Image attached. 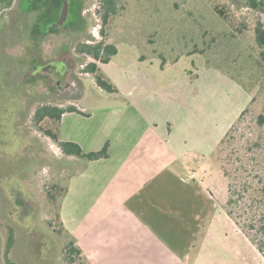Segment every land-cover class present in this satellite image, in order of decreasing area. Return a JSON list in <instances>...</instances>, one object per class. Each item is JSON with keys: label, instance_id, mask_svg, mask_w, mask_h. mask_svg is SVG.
<instances>
[{"label": "rangeland", "instance_id": "rangeland-1", "mask_svg": "<svg viewBox=\"0 0 264 264\" xmlns=\"http://www.w3.org/2000/svg\"><path fill=\"white\" fill-rule=\"evenodd\" d=\"M213 3L227 19L215 11ZM103 11L99 0H86L85 14L90 18L91 31H48L35 42L28 40L27 35L21 36L24 25L32 21L31 14L23 16L16 29L15 10L0 14V43L6 40L5 50L0 44V264H70L64 258L70 236L66 231H58L48 191H53L56 202L61 203L69 177L81 170L82 164L78 158L63 154L55 142L34 126L35 108L41 103L59 101L62 107L74 105L92 111L119 104L125 98L134 102L135 107H158L161 111H153V118L159 119L164 108L163 114L174 121L190 116L201 125L198 134L202 151L187 152L183 158H171L169 163L175 172L173 186L182 195L188 194V204L180 208V221L172 220L171 235L166 241L180 264H264V257L217 202L224 198L226 180L211 150L245 106L248 94H255L256 101L236 131L235 146H243L244 151L264 131V123L257 122L260 113H264V86L260 88L261 83L264 85V66L254 38L256 24L264 27V12L249 8L246 0H122L117 14L103 25ZM39 25L44 29V24ZM98 43L113 44L117 49L103 69L118 86V93L105 92L91 74L85 73V64L94 59L79 51V47ZM67 50L81 81L59 95L79 101L71 104L53 98L47 85H40L43 94L31 96L27 109L16 120L19 100L24 96V77L15 70L11 75L16 78L4 82L1 57L6 55L11 65L27 69L34 60L37 68L31 73L27 69L22 72L43 78L53 68H64L58 55ZM97 63L100 65V61ZM54 83H59V79ZM25 89L30 91L29 85ZM103 111L91 117L67 116L73 121H66L65 138H82L85 132L92 133L98 141L112 137L103 125L108 120L114 122L117 114L109 117L105 115L108 110ZM177 130L184 134L180 127ZM149 132L147 126L135 120V149L148 142L145 139ZM239 156L243 162L251 159L240 152ZM261 157L264 161V154ZM138 160L144 163L148 159L141 156ZM119 167V159H113L100 163L96 171L113 173L116 178L114 172ZM251 169L252 165H247V170ZM258 172L264 179V164ZM96 179L101 181L99 176ZM108 181L113 185L105 186L96 196L108 204L96 216L90 213L92 207L84 205L90 196L84 178L76 181L79 196L66 217L69 229L77 236L115 209L119 194L129 187L124 181L125 188H118L122 179L109 180L106 176L105 183ZM108 261L106 264H111ZM171 264L178 263L172 260Z\"/></svg>", "mask_w": 264, "mask_h": 264}, {"label": "crops", "instance_id": "crops-1", "mask_svg": "<svg viewBox=\"0 0 264 264\" xmlns=\"http://www.w3.org/2000/svg\"><path fill=\"white\" fill-rule=\"evenodd\" d=\"M109 61L100 63L101 68L109 64ZM108 77L114 82L110 76ZM198 78L199 76L194 81L195 83L193 82L195 86L198 84ZM41 92L40 94L36 92L34 96L41 95ZM192 97L196 99V95ZM249 100L250 94L247 96L245 106ZM77 109L80 112L65 111L61 114L60 139L76 142L84 151L98 150L105 142H108L109 156L93 161H84L72 156L81 161L82 168L69 177L67 190L60 203L59 215L65 231L75 239L89 264H106V260H110L108 262L111 264H171L172 260H176V263L180 264V259L166 241L171 235L172 220L180 221L182 215L180 208L183 204H188V194H184L187 197H183L179 189L173 186L175 172L169 163L171 158H183L187 152L202 151V138L200 139L201 136L198 134V130L201 129L199 120L196 117L184 116L180 121H174L163 114L164 108H162V116L156 119L153 118L152 112H160L158 107L153 105L135 107V103L128 101L127 98L119 104L93 108L92 111L90 109L85 111L84 108L79 107ZM25 110L22 111L25 112ZM103 110H108L105 115L109 117L117 114L114 122L108 120L103 125L114 137H103L98 141L92 133L85 132L82 138H65L66 121L67 124L73 121L71 117L66 119L67 116L76 114L91 117L96 112H104ZM22 114H17L16 120ZM135 120H139L144 127L147 126L150 130L149 136L145 139L148 142L137 145V149H135ZM232 123L233 121L228 128ZM178 127L184 134H179ZM220 139L214 142L211 150H214ZM157 146L159 149H155ZM141 156L148 160L143 163L138 160ZM113 159H119L120 165L114 172L116 178L113 173L96 171L100 163L110 162ZM96 176H99L101 181L97 180ZM106 176L109 180L111 177L122 179L123 182L119 183L121 184L119 189L125 188L124 184L127 182L129 187L119 194V202L115 209L103 214V217L96 221L97 224L84 231L82 236H77L69 229L66 217L74 203L73 200L79 196V186L76 181L78 178H84L85 187L90 192V196L84 200V205L92 207L90 213L96 216L97 211L100 209L102 211V207L108 204L106 201L102 202L101 199H97L96 196L105 186L113 185L109 183L110 181L105 183ZM194 183L200 188L198 182ZM1 191L0 188V193ZM173 202L176 207H173ZM234 226H236L235 223Z\"/></svg>", "mask_w": 264, "mask_h": 264}, {"label": "trees", "instance_id": "trees-1", "mask_svg": "<svg viewBox=\"0 0 264 264\" xmlns=\"http://www.w3.org/2000/svg\"><path fill=\"white\" fill-rule=\"evenodd\" d=\"M122 0H99L103 8L102 24L106 25L110 17L117 14V8ZM247 6L257 11L264 12V0H246ZM59 0H28V13L31 11L32 21L27 24L28 40L35 42L39 34V23L41 20L50 22L57 16V10H53V3ZM122 6V5H121ZM42 7V8H41ZM215 11L222 15V10L216 3H213ZM104 29H102V32ZM254 38L261 49L260 63L264 66V27L257 23L254 28ZM3 47V45L1 46ZM79 51L90 54L94 61L85 64L84 70L89 72L95 84L107 93H118L119 90L115 83L103 71L97 63H107L111 56L116 54L117 49L113 44L102 46V43L96 45H81ZM16 70V66L11 65V72ZM13 75H10L9 80ZM33 85V84H32ZM35 86V84H34ZM264 86L260 84V88ZM259 91V90H258ZM258 93V92H257ZM30 96L28 97L29 100ZM256 101V95L250 97L247 105L241 110L236 119L230 125L228 130L215 146L213 153L215 159L221 165L222 176L225 182V195L223 200H217L225 213L233 220L237 228L245 235V237L253 244L256 250L264 257V179L258 172L264 161L261 155L264 154V131L257 136L252 145H247L243 150L235 146L234 141L237 140L236 131L239 125L244 121L245 115L250 110V106ZM65 111L80 112L74 105L66 107L49 102L39 104L33 114L34 126L48 136L60 148L65 155L76 156L84 161H93L105 159L109 156L108 142L93 151H84L81 146L73 141H64L60 139V120L61 114ZM257 122L264 123V113H260ZM252 151V153L250 152ZM239 152L245 156H250V160L243 162L239 156ZM247 165H252L251 170H247ZM64 189L63 196L66 192ZM48 198L55 209V221L59 228L58 231H65L59 215L60 203L56 202L53 191H48ZM70 236V235H69ZM64 258L70 264H89L87 258L83 255L80 247L75 239L70 236L68 243L64 248Z\"/></svg>", "mask_w": 264, "mask_h": 264}, {"label": "flooded vegetation", "instance_id": "flooded-vegetation-1", "mask_svg": "<svg viewBox=\"0 0 264 264\" xmlns=\"http://www.w3.org/2000/svg\"><path fill=\"white\" fill-rule=\"evenodd\" d=\"M26 0H0V14L5 12L6 10H15V29L18 27L17 24L21 25V18L25 16L26 14H34L33 12L27 11L28 6L25 4ZM68 2V12H69V19L64 21L62 25L59 26H53L58 17H59V12L60 8L62 6V1L59 0V2H56L55 4L53 3V10H57V16L55 19H52L50 22H44L41 20V23L44 24V29L39 27V34L37 35L36 40L40 37H42L46 32L48 31H58L60 29L68 30V32L72 33H88L91 31V26H90V18L87 14H85V2L86 0H67ZM42 8V7H41ZM50 26L48 29L46 27ZM40 26V25H39ZM44 30V32H43ZM22 37L26 36L28 37V26L27 24L24 25V28H22ZM2 50H5L6 48V40L2 41L1 43ZM69 48V46H68ZM58 58L63 62L64 68H60L55 70L54 68L51 69L50 74H45V77L39 78L38 74H28L35 70L37 68V65L35 64L34 60L30 64L29 69L24 66H16V70L19 71L20 75L23 74L22 77H24V80L22 81V87L24 90V96L20 98L19 100V108L16 113L21 114L23 113L22 110H25L26 105H27V100L28 96H34L35 93L40 94L39 91V86L46 84L47 87L50 89V91L53 93V98H62V95L60 96V93L65 92L66 90L70 89L71 87H76L79 81H81V77L77 76L75 73V65L74 61L72 59V56L70 55V50L65 51L58 55ZM94 59V58H93ZM1 61L3 62V73L4 77L2 80L6 79V81L9 80L10 75H11V63H10V58L6 57L4 55L1 57ZM101 63V62H100ZM20 68V70H19ZM23 69H27L28 72L23 73ZM86 75H90L89 72L85 71ZM19 75V76H20ZM26 76V77H25ZM21 77V76H20ZM59 79V83H54L55 80ZM5 82V80H4ZM66 82V83H65ZM63 83L65 85H63ZM24 84V85H23ZM33 84V85H32ZM35 84V86H34ZM29 85L30 91H27L25 89V86ZM79 92H82L81 89L78 90ZM43 94V92H41ZM41 94V95H42ZM54 94H58L56 97ZM62 99H65L66 101L71 102V104H74V102H78L79 100L75 98H70V97H63ZM59 103V104H58ZM60 103L57 101V104L60 105Z\"/></svg>", "mask_w": 264, "mask_h": 264}, {"label": "water", "instance_id": "water-1", "mask_svg": "<svg viewBox=\"0 0 264 264\" xmlns=\"http://www.w3.org/2000/svg\"><path fill=\"white\" fill-rule=\"evenodd\" d=\"M61 1H62V6L60 8L59 17L53 26L62 25L64 21L69 19L68 2L67 0H61Z\"/></svg>", "mask_w": 264, "mask_h": 264}]
</instances>
